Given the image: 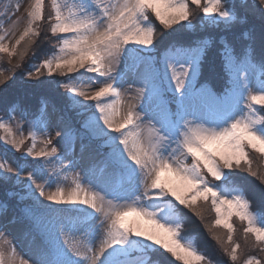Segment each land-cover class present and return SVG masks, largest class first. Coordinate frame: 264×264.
<instances>
[{
    "label": "snow or ice",
    "instance_id": "snow-or-ice-1",
    "mask_svg": "<svg viewBox=\"0 0 264 264\" xmlns=\"http://www.w3.org/2000/svg\"><path fill=\"white\" fill-rule=\"evenodd\" d=\"M45 6L33 0L14 43L20 5L0 12V60L10 65L0 67V85L36 55L45 23L56 43L26 75L39 86L54 74L69 81L62 96L21 110L22 119L33 116L27 136L19 122L20 135L13 130L16 106L7 121L0 117V141L23 160L13 167L0 157V183L14 180L20 192L7 195L31 201L21 209L29 254L15 243L5 250V240L0 264H153L154 252L159 264H212L182 235L184 210L203 220L201 205L215 213L206 227L229 264H241L243 255L233 218L245 225L244 246L264 254V213L252 210L236 179L246 172L264 185V167H254L250 155L264 161V0H50L47 17ZM256 20L258 27L249 26ZM221 26L225 33L241 27L230 40L212 34ZM158 28L174 38L158 40ZM189 30L205 34L178 42ZM206 67L214 83L201 82ZM85 78L101 86L89 94L72 82ZM66 112L82 117L79 128L65 122ZM53 126L62 147L49 135L37 150V134ZM54 161L59 167L49 172L45 165ZM221 228L226 236L215 231ZM242 264H264V256L249 254Z\"/></svg>",
    "mask_w": 264,
    "mask_h": 264
},
{
    "label": "trees",
    "instance_id": "trees-1",
    "mask_svg": "<svg viewBox=\"0 0 264 264\" xmlns=\"http://www.w3.org/2000/svg\"><path fill=\"white\" fill-rule=\"evenodd\" d=\"M195 9V6H193ZM199 12L196 11L194 15V23H197L199 20ZM47 17V16H46ZM154 19V18H153ZM158 24V22H156ZM251 23H255L257 27L259 26V21H250ZM221 28L212 29L211 32L216 37H219L220 35H227L230 40L233 39L234 33L239 31V28L241 26H237L236 29L233 30V32H223ZM205 32L203 30L196 32L195 34L189 30L185 34V38L182 41L178 42H187L188 40L194 38V35H204ZM49 35L51 33L48 31V25L47 23L43 24L41 27V43H39V46L34 49L36 55L32 56L30 53L29 56L25 59L24 62H27L29 60L31 62V59H36L40 55H38V50L40 48L41 52L40 54H44L47 48H50L48 46L50 44L49 41H46L49 38ZM47 37V39H45ZM164 38L166 41H170L174 37H168L165 35L164 32H162L159 28L157 30V39ZM45 42V46H43L42 42ZM240 44L237 43V50H239ZM28 69V68H27ZM23 70L26 71V67L23 66V68L19 69L14 73V76L22 75ZM24 71V74H25ZM216 73L217 76L219 74V60L217 58V65H216ZM23 74V75H24ZM75 74V73H74ZM73 74V75H74ZM59 74H54L53 77H48L52 83L50 85L46 86H28L26 84L21 83L20 85L15 84L14 80H11V84L7 85V87L2 86L0 87V110L9 109L12 106H18L21 109H24L25 107L28 109H34L41 100V97H49L51 98L53 95H63L65 93V89L62 87L63 83L56 82L57 79H59ZM45 77H40V79H44ZM216 77L213 76V74L208 70L206 67L201 75V82H203L205 79H207L210 83H214ZM59 81V80H58ZM90 103V102H88ZM93 103V102H91ZM6 107V108H5ZM58 107H64L63 105H58ZM66 115H70V117H74L75 119V127L79 128V120L82 119V117H78L74 112H66ZM30 117H32L30 115ZM87 141V140H86ZM251 157L254 161V167L260 166L264 167L262 165V161L258 158V155L254 152H250ZM19 159H21V155H16ZM30 159V158H29ZM264 162V161H263ZM236 179L242 184L244 187L245 192L248 195L249 200L251 201V208L253 211H259L261 213H264V185H261L260 182L255 178L250 176L246 172H239V174L236 176ZM9 191L17 192L15 187H12V184L10 183H1L0 184V202L5 203L6 205L12 206L15 210H17V215L21 218L22 217V211L21 209L24 208L25 204L31 203V201L25 200L21 202L19 200V197L13 196L9 197L7 193ZM1 204V203H0ZM201 207L204 209L203 216L204 219L201 220L199 217L195 216L193 213H191L189 210L185 209V213L187 214L186 219L183 224L182 228V234L186 236H190L193 238L194 243L199 248V250L204 253L209 260L212 261V264H229L228 258L222 254V251L217 244V242L212 238L211 233L208 231L206 225H210L211 222L214 220L215 213L211 210L210 205H201ZM0 208L2 206L0 205ZM214 215V216H213ZM233 223L236 227L235 232V238L238 242L241 243V250L243 251V255L241 257V264L243 261V258H245L249 254L257 255V256H264V254L259 253L257 250H249L250 248H247L244 246V242L242 239V230L245 226L242 224L238 219L233 218ZM218 234H221L222 236H226V232L224 229H215ZM238 250V251H241ZM151 259L153 263L159 264V262L162 260V258L157 253H151ZM170 256V254H169ZM174 259V258H173ZM207 264V261L205 262Z\"/></svg>",
    "mask_w": 264,
    "mask_h": 264
},
{
    "label": "rangeland",
    "instance_id": "rangeland-1",
    "mask_svg": "<svg viewBox=\"0 0 264 264\" xmlns=\"http://www.w3.org/2000/svg\"><path fill=\"white\" fill-rule=\"evenodd\" d=\"M32 2H33V0H0V12H2L4 10V8H5V6L8 5V4H12V5L19 4L20 5L19 10L16 12V16L13 17V19H15L16 17H20L21 21H20L19 25L16 27L15 35L10 36V38H9V41L11 43H14L15 39L18 38L20 33L23 31V29L25 27V24H26V21L23 19L24 14H25V10L29 8V6H30V4ZM49 11H50V0H46L45 16L48 15ZM4 27H8V25L5 24ZM0 34H2V33H0ZM49 39H50V44L48 46H50V48H47L45 53H49L50 54V52L52 50V47L56 43V41L52 37V35H49V38L46 41H49ZM46 41L42 42L43 46H45L44 44H45ZM39 51H40V48L38 50V55H40L38 58L31 59V62L29 60H27V62H23V65L26 67V69L29 68L34 63L38 64L40 62V60L44 58L45 53L44 54L43 53L40 54L41 52H39ZM0 56H3V54H0ZM0 67H3L4 69H7V68L10 67V65L8 64L6 56L2 60H0ZM18 70L19 69H17L16 71H18ZM24 71L25 70H23V73H24ZM73 74L74 73L69 74V75L75 78L77 74L76 73L74 75ZM14 82L17 85H20L21 83H23V84H26L28 86H35V84L31 81V79L29 77H27L26 71H25L24 75L22 74V75L14 76ZM56 82H61V83L64 84V83H68L69 81L67 79H65V77L60 76L59 79H57ZM72 82L73 83H78L79 87L82 90L88 91L89 94H91V92L95 91L96 88L101 86V85L93 84L91 81L87 80L86 78L83 80L82 83H80L79 81H77L75 79ZM129 83H131V80H129ZM9 84H11V81L8 82V85ZM2 86L3 85H0V87H2ZM137 86L138 85H133V88H135ZM123 87L125 89H127L128 88V83L124 84ZM80 99H84V98L80 97ZM126 99H127V97H126ZM88 102L89 101H86V103H88ZM21 110H23V109H21V108H19L17 106V111L12 113V116H13L12 127H13V130L17 132V136H19L20 132L16 129V123L19 122L23 126L22 131H23L24 136H27L28 130H29L28 122L33 119V116L30 117V115H29L26 119H22L21 118ZM33 110L34 109H30L29 112H31ZM49 112H51V104L49 105ZM59 115H60L59 111L53 114L54 117H59ZM0 117H3L7 121L8 120V110L7 109L0 110ZM67 117H70V115H66V118ZM70 118H71L70 121H68L66 119L65 122L66 123H71L72 125H75L74 117H70ZM57 123H60V122L57 120ZM63 126H64V124L61 123L60 127H63ZM60 127L53 126V127H50L48 129H46L45 132H43V133H38L37 134V141H36L37 150H39L40 147H42V143L41 142L45 138H47V136H49V135L53 138V144H55L58 148H61L62 145L60 143H57L58 138L55 136V133L57 131H60ZM0 135H3V133L0 132ZM85 143H87V141H85ZM30 144H31V140H27L25 142V148L27 146H29ZM76 150H77V158H78L79 157V144L78 143H77ZM13 151L14 150L9 151L4 146L3 142L0 141V157L5 158L9 164H11L13 167H16L17 164H22L23 160L19 159L18 156H16L18 154L21 155L20 152H15V154L13 155ZM64 163L68 164L69 161L68 160H64ZM262 165H264L263 161H262ZM45 167H46V169L49 172H52L53 169L59 167V163L54 161L52 164H46ZM30 170H31L30 168L27 169V171H30ZM78 172H81V168L80 167H77L75 169H71L70 170V172H69L70 178H69L68 181L64 182V185H63L66 189H68V188H70L72 186V184H71V175H73L75 173H78ZM25 175H26V172H25ZM38 182H42V181H38ZM7 183L12 184V187L13 188L15 187L17 192H20V187L15 184L14 180L8 181ZM49 190H55V185H53L52 189H46V191H49ZM41 199H43V198H41ZM0 203H1L0 205L2 206V208L0 210V213H2V214H0V227H2L4 232H5V235L0 237V242H3L5 240L8 242V243H6L4 245L5 250H8L10 245L12 243H15L17 245V252L18 253H23L24 257L27 258L28 254H29V247H30L29 244H28V239H24L23 243H21V229L23 227L27 226V222L21 220V218L17 215V210H15L12 206L6 205L3 202H0ZM5 205L7 206L6 209L4 207ZM69 216H71V214H69ZM13 219H15V221H16L15 224L12 223ZM214 219H215V216H214ZM76 235L78 237L82 238L81 233H76ZM184 236L186 238L193 239L190 236H186V235H184ZM98 243H99V241H97V244ZM249 250L251 251V249H249ZM137 255H139V254H137ZM153 264H155V263H153Z\"/></svg>",
    "mask_w": 264,
    "mask_h": 264
}]
</instances>
